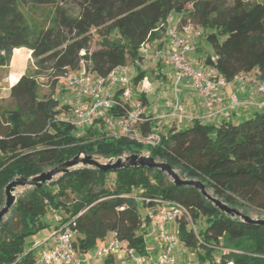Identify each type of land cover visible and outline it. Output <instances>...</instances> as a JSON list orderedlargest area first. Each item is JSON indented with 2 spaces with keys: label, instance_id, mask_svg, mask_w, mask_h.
<instances>
[{
  "label": "trees",
  "instance_id": "1",
  "mask_svg": "<svg viewBox=\"0 0 264 264\" xmlns=\"http://www.w3.org/2000/svg\"><path fill=\"white\" fill-rule=\"evenodd\" d=\"M66 1L0 0V68L23 48L35 68H27L9 88L11 107H0V209L4 187L17 176L38 175L78 153L99 160L147 153L180 177L200 181L229 207L247 216L257 211L264 219L263 112L219 125L192 120L177 128L173 121L161 133L149 115L140 131L159 132L160 142L143 147L108 136L97 124L76 137L69 101L54 90L38 92L43 70H50L53 84L82 68L104 77L140 60L142 44L162 47L166 27L181 31L186 26L200 31L211 50L203 63L227 82L239 74L264 82V0H71L75 10L64 6ZM93 35L98 48L90 50ZM155 67L167 68L160 62ZM147 77L136 67L134 90ZM136 95L145 106L146 94ZM165 201L188 212L190 220L177 222L175 236L196 264H264V226L222 214L198 190L174 186L158 169L87 167L17 195L0 222V264H36L29 242L49 227V219L54 232L72 221L74 248L81 256L104 244L110 233L143 255L145 210ZM201 220L198 231L195 224Z\"/></svg>",
  "mask_w": 264,
  "mask_h": 264
},
{
  "label": "built area",
  "instance_id": "2",
  "mask_svg": "<svg viewBox=\"0 0 264 264\" xmlns=\"http://www.w3.org/2000/svg\"><path fill=\"white\" fill-rule=\"evenodd\" d=\"M165 34V43L162 47L152 49L147 44H142L140 60L126 67H117L104 77H94L82 68L62 79L65 84L64 90L69 97L70 120L76 137L82 136L86 129L97 124L106 135L114 138H126L143 147H155L159 144V132L143 134L140 131L141 124L149 120V115L136 94H149L152 88L147 78L143 80L139 90L137 88L134 90L133 86L136 67L147 71L148 64L156 66L160 62L173 73L171 97L164 102L167 112L159 117L165 122L194 120L185 113L180 100L179 90L183 84L189 85L201 99V107L205 112L196 118L200 121L212 119L222 113V109L217 108L223 103V98L218 93L232 82L239 85L253 84L258 92L264 95V82L256 80L253 76L239 74L227 82L211 66L200 61L195 66L189 56L197 50V39L201 36L199 30L191 26H186L181 31L166 27ZM228 101L230 107L241 105L235 94H231ZM145 219L156 234L158 245V253L152 264H178L174 256L178 241L175 233L168 231V227L176 226L182 219L190 220L187 210L175 202H159L145 210ZM189 222L193 227L191 221ZM71 227L72 221L65 223L52 234V245L38 253L36 264L85 262L74 248L75 232ZM119 253H125L132 264H148L145 256L137 255L133 250L125 248L115 236L97 246L94 257L107 259ZM225 264L233 262L228 261Z\"/></svg>",
  "mask_w": 264,
  "mask_h": 264
},
{
  "label": "crops",
  "instance_id": "3",
  "mask_svg": "<svg viewBox=\"0 0 264 264\" xmlns=\"http://www.w3.org/2000/svg\"><path fill=\"white\" fill-rule=\"evenodd\" d=\"M210 52H211L210 48L202 40L200 44H197V50L194 53H192L189 57L190 59H192V61L196 66V64L199 61L203 63L205 57L208 54H210ZM166 75L168 76L169 74L167 73ZM169 76L171 78L170 86L172 89L173 73H171ZM218 94L221 98H223L222 105L217 106V108L222 109V113L216 115L212 119L202 120L201 122L206 124H214V125H219L220 123L227 121L230 123H237L243 119L251 117L253 114L257 112L264 113V95L260 94L256 86L253 84L239 85L237 82H232L228 84L226 87L220 89ZM231 94H235L236 98L241 103L240 106L237 107L229 106L228 97ZM179 96L184 111L189 117H192L194 118V120H197L196 118L201 117L204 114L205 111L201 107V99L196 95L194 90L189 85L183 84L180 87ZM145 97L147 101L144 108L146 113L150 115L152 120L154 121V124L156 126L154 130H157L159 132L162 131L164 132L165 131L164 126L170 122L162 121L159 119V117L165 112H167V110L164 108V102L167 99L160 100L159 98L158 99L154 98V92L152 90L149 94H146ZM174 123L177 126V128H184L189 126L191 124V121H187V120L174 121ZM48 223H49V227L41 231L36 237H34L29 242L30 248L35 250L36 258L38 256V253L43 248L52 245L53 238H51V236L54 233L55 222H53L52 219H49ZM146 231L147 232L144 235L145 254H143V256L147 258L148 264H152L153 258H155V256L158 253L157 239H156V234L153 232L150 226L147 227ZM168 231L170 233H173L172 225L168 227ZM112 238H113V234L111 233L108 234L104 240V243L111 240ZM176 247L174 249V256L176 258V261L178 262V264H184L183 261L180 260H183V252L186 250L181 244L178 249ZM95 248L87 252L85 255H82V258L85 260L83 264H132L130 258L125 253H119L118 255L107 259L95 258L94 257Z\"/></svg>",
  "mask_w": 264,
  "mask_h": 264
},
{
  "label": "water",
  "instance_id": "4",
  "mask_svg": "<svg viewBox=\"0 0 264 264\" xmlns=\"http://www.w3.org/2000/svg\"><path fill=\"white\" fill-rule=\"evenodd\" d=\"M94 168L101 172H115L125 168L158 169L163 172L176 187H192L210 202L222 214L230 218H237L246 224L264 226V219L252 218L240 211L229 207L209 193L205 186L197 180L182 178L166 162H160L144 154L122 155L107 160H99L92 156L78 153L71 159L31 177L17 176L4 187V205L0 209V222L5 218L16 202L17 194L30 188H40L60 176L68 174L78 168Z\"/></svg>",
  "mask_w": 264,
  "mask_h": 264
},
{
  "label": "rangeland",
  "instance_id": "5",
  "mask_svg": "<svg viewBox=\"0 0 264 264\" xmlns=\"http://www.w3.org/2000/svg\"><path fill=\"white\" fill-rule=\"evenodd\" d=\"M64 6H69L73 10H75V3L72 2L71 0H67L65 3H63ZM47 16V15H46ZM45 16V17H46ZM196 31V30H195ZM202 42V37L200 36L197 41ZM198 41L197 44H200ZM98 48V38L96 35H93L92 41L89 44V49L90 50H95ZM27 68H30V70H35L34 65H33V60L31 59L30 52L26 49H17L14 50L11 56V60L9 62V65L6 67H1L0 68V107L1 108H10L12 103L9 98V88L10 86L18 79ZM161 71H163L165 74H171L172 71L169 68L166 69H158L155 66L149 65L148 64V70H147V78L148 82L152 86V91L154 92V98H159L160 100L168 99L171 97V78L168 75L165 76L164 74L161 75ZM50 70H43L41 71V77H38V82H39V89L38 92L40 95L44 94H49L53 90L55 91V96L58 98H62L61 100H68L69 97L66 94V91L64 90L65 84L64 81L61 80L58 83L53 84L54 78L51 77L50 75ZM61 89V91H60ZM57 90H59V95L57 94ZM60 94H62L60 96ZM162 98V99H161ZM151 99V98H150ZM62 102V101H61ZM66 102V101H65ZM169 127V123L164 126V129ZM163 132V131H162ZM161 133V132H160ZM144 155H147V153H142ZM211 193L210 191H208ZM19 192L18 194H20ZM17 194V195H18ZM252 218H263V216L259 215L257 211H253L250 215ZM173 226V233L176 230V226ZM204 226L203 221H199L195 224V228L199 231L202 227ZM180 247V244L178 243L177 249ZM186 251L183 252V263H188V264H196V260L194 257V254L185 249ZM180 258V257H179Z\"/></svg>",
  "mask_w": 264,
  "mask_h": 264
}]
</instances>
